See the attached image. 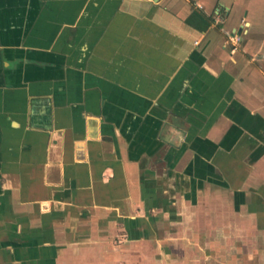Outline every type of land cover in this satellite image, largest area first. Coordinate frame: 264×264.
<instances>
[{
    "label": "crops",
    "instance_id": "1",
    "mask_svg": "<svg viewBox=\"0 0 264 264\" xmlns=\"http://www.w3.org/2000/svg\"><path fill=\"white\" fill-rule=\"evenodd\" d=\"M202 210L264 239V0H0V264H203Z\"/></svg>",
    "mask_w": 264,
    "mask_h": 264
},
{
    "label": "rangeland",
    "instance_id": "2",
    "mask_svg": "<svg viewBox=\"0 0 264 264\" xmlns=\"http://www.w3.org/2000/svg\"><path fill=\"white\" fill-rule=\"evenodd\" d=\"M206 204L207 203L205 201L203 205L205 206ZM188 213L187 214L189 217H191L192 219L196 217L199 224L203 226L202 239H201L203 243L199 244L198 242L197 244H195L194 238L193 237L191 238L190 233H188L189 231H184V233L182 232L184 234V238H186L189 241L186 242V244H181L183 246L180 247L178 258H173L174 260L186 261V258L188 257L193 258L196 255L197 250L195 249H199V250L202 249L201 252H203V264H264L263 258H261V255L259 256V254H262V252L264 251V239L260 241V246L258 245V248L254 249L251 244L249 243L245 244V242L249 241V237L242 235V231H240L239 228H237L235 233L232 231L229 232L227 230L230 229L224 228V231H227L225 232L226 236L220 233H217L218 235L216 236V231H215V233H213L214 234L213 236L214 238H213L212 235L210 236L208 235L210 228L206 227L207 222L211 220L209 218V215H207L204 210L197 211V213L194 212H188ZM222 221L220 219L219 224H224L223 226L226 227L225 222ZM156 230L161 233L160 235L161 239L163 237L166 239L168 235H170L171 238L179 237L177 236L178 234L175 232H171L174 235L168 234L167 229L159 228ZM158 236L159 233L157 234V237ZM228 237H229L228 240L229 242H226L225 240H227ZM116 242L118 243L119 240H117ZM138 247L139 250L137 249V247H134L132 251L140 252L141 250H143L142 246H138ZM127 249L131 250V247H127ZM175 250L176 248L172 245L170 247L169 253L172 254V256H174ZM259 257L261 263L259 261H254L255 258L259 259ZM186 263L193 264L192 261H186Z\"/></svg>",
    "mask_w": 264,
    "mask_h": 264
}]
</instances>
